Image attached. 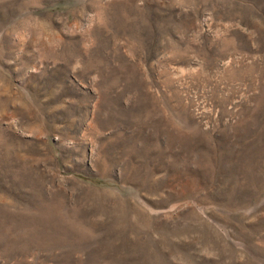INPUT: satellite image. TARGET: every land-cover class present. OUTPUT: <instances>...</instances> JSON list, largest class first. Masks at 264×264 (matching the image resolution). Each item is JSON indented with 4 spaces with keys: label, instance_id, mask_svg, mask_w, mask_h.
<instances>
[{
    "label": "rangeland",
    "instance_id": "1",
    "mask_svg": "<svg viewBox=\"0 0 264 264\" xmlns=\"http://www.w3.org/2000/svg\"><path fill=\"white\" fill-rule=\"evenodd\" d=\"M0 264H264V0H0Z\"/></svg>",
    "mask_w": 264,
    "mask_h": 264
}]
</instances>
